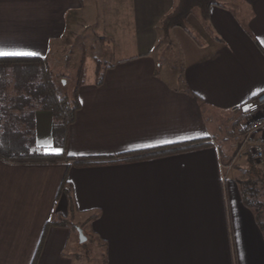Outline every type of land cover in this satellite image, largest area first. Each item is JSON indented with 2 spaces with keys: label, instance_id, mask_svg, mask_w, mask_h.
I'll return each instance as SVG.
<instances>
[{
  "label": "crops",
  "instance_id": "1",
  "mask_svg": "<svg viewBox=\"0 0 264 264\" xmlns=\"http://www.w3.org/2000/svg\"><path fill=\"white\" fill-rule=\"evenodd\" d=\"M215 1L165 37L178 0H0V48L55 63L85 32L105 65L102 85L97 72L75 88L80 110L64 146L50 111L23 107L34 110L35 148L63 149L66 160L0 159V264H33L41 243L36 264H87L78 227L106 264H264L258 213L244 205L246 180L232 166L244 135L236 120H245L234 108L264 90V0ZM192 143L205 146L132 163L68 161Z\"/></svg>",
  "mask_w": 264,
  "mask_h": 264
},
{
  "label": "trees",
  "instance_id": "2",
  "mask_svg": "<svg viewBox=\"0 0 264 264\" xmlns=\"http://www.w3.org/2000/svg\"><path fill=\"white\" fill-rule=\"evenodd\" d=\"M218 5L215 0H178L175 9L165 18L162 23V31L166 37L171 29L180 28L186 29V23L194 9L201 10L204 14L213 6ZM85 60H82L84 64ZM78 73L82 71V65ZM13 69L16 78L15 89L19 94L16 100L19 112H23V107L27 105L29 96L35 101L33 106H37L42 110L50 111L55 119L54 137L56 145L62 147L65 145L66 135L68 128L75 122L76 114L80 110L79 101L77 98V90L74 91L73 98L66 92H61L59 86L56 84L51 72L48 68L46 59L39 57H16V58H0V74ZM102 69H98V82L97 85L103 83ZM79 76V75H78ZM61 82L60 84L63 86ZM82 83L77 84V87ZM25 93V95H24ZM30 105V107H33ZM34 110L31 113L23 112V119L31 118L30 123L23 129H13L8 124H1L0 121V159L21 165H34V164H57L66 160L62 155H52L40 152L35 148L34 139V122L32 120ZM28 122V120H26ZM205 144L192 143L182 147H175L171 149H162L157 151L141 152L110 161H90L85 159L68 160L72 162L73 167H91L107 164H120L132 163L151 159H157L169 155H174L181 152L194 151L203 148ZM251 178L244 182H238L242 200L246 207L253 208L258 213V225L264 235V220L261 215L264 211V205L257 201V187L256 185L264 184V171L256 169L251 165L250 167ZM66 193L67 190L62 188ZM70 207L73 209V202L70 200ZM263 206V207H262ZM262 207L259 212L258 208ZM66 221H53L50 225L66 226ZM46 230L42 236V242L45 239ZM40 248L35 257L34 263L36 264L37 258L40 253Z\"/></svg>",
  "mask_w": 264,
  "mask_h": 264
},
{
  "label": "rangeland",
  "instance_id": "3",
  "mask_svg": "<svg viewBox=\"0 0 264 264\" xmlns=\"http://www.w3.org/2000/svg\"><path fill=\"white\" fill-rule=\"evenodd\" d=\"M84 34L81 35L78 40L74 39L77 41H73L72 46L65 47V52L62 53L63 55L61 54L62 56L58 57V61H56L55 63H49L47 61L49 71L51 72L61 92H66L69 96H72L75 88L77 87V84L94 82L97 79L98 69H103L105 66L103 63L97 62L92 58L93 55H98V52L100 51L98 46L94 47L93 45L94 43L96 45H99L97 37L93 42H85L82 39L84 37ZM86 34L92 36V31L89 30L86 32ZM128 41L129 40H125L124 43H127ZM127 49L129 50L130 47L128 46ZM73 50L75 53L72 54ZM82 60H85L84 64H82ZM81 64L83 66L82 71L79 74L78 71L80 69ZM15 82L16 78L13 73V69H9L3 74H0V121L1 124L6 123L9 127H12L14 130L24 128L22 121L23 112L21 113L14 109V107L18 105L17 101H15L17 104H14V100L18 99V94L15 89ZM61 82H65V84L62 83V86L60 84ZM29 100H31V102H34L32 97L30 96ZM30 110L31 108H28L27 111L24 112L30 113ZM236 122L239 126L241 125V127L243 128L244 121L239 122L236 120ZM229 137L232 138L233 136ZM242 141L243 137L241 136L240 138L235 139L238 153L237 158H235V161H233L232 163V166L242 172V179L249 180L251 178V165L258 170L264 171V163L260 164L255 162L251 156V153L249 152V148L243 145ZM256 187L258 190L257 201L264 205V184L259 183L256 185ZM262 207L258 208L259 212L262 211ZM261 217L264 220V211ZM69 223L70 225H73L71 221ZM80 249L82 253V262L84 260V262L86 261L87 264H106L105 256L103 255V250L97 249L96 246L92 243V241L89 240L88 242L82 244Z\"/></svg>",
  "mask_w": 264,
  "mask_h": 264
},
{
  "label": "built area",
  "instance_id": "4",
  "mask_svg": "<svg viewBox=\"0 0 264 264\" xmlns=\"http://www.w3.org/2000/svg\"><path fill=\"white\" fill-rule=\"evenodd\" d=\"M244 118L242 144L249 148L253 160L264 163V90L253 100L234 108Z\"/></svg>",
  "mask_w": 264,
  "mask_h": 264
},
{
  "label": "snow or ice",
  "instance_id": "5",
  "mask_svg": "<svg viewBox=\"0 0 264 264\" xmlns=\"http://www.w3.org/2000/svg\"><path fill=\"white\" fill-rule=\"evenodd\" d=\"M39 53L27 50H8L4 48H0V58H15V57H35L38 56ZM63 153V149L59 148H51V151L46 154L60 155ZM69 155H75V153H68Z\"/></svg>",
  "mask_w": 264,
  "mask_h": 264
},
{
  "label": "water",
  "instance_id": "6",
  "mask_svg": "<svg viewBox=\"0 0 264 264\" xmlns=\"http://www.w3.org/2000/svg\"><path fill=\"white\" fill-rule=\"evenodd\" d=\"M63 84H65V82H63ZM77 232L79 234V242H80V244L86 243L87 237L84 235L83 230L81 228H78Z\"/></svg>",
  "mask_w": 264,
  "mask_h": 264
}]
</instances>
